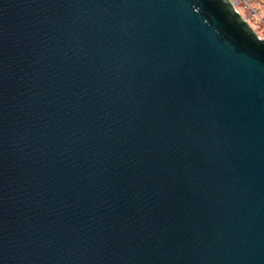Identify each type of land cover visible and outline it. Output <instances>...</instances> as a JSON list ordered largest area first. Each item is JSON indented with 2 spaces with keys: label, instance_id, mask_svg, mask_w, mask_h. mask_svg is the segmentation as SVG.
<instances>
[{
  "label": "water",
  "instance_id": "95a60500",
  "mask_svg": "<svg viewBox=\"0 0 264 264\" xmlns=\"http://www.w3.org/2000/svg\"><path fill=\"white\" fill-rule=\"evenodd\" d=\"M0 264H264V39L231 0H0Z\"/></svg>",
  "mask_w": 264,
  "mask_h": 264
},
{
  "label": "rangeland",
  "instance_id": "374dc122",
  "mask_svg": "<svg viewBox=\"0 0 264 264\" xmlns=\"http://www.w3.org/2000/svg\"><path fill=\"white\" fill-rule=\"evenodd\" d=\"M249 1L253 8H255L260 15V18L254 16L249 17V23L258 31L261 36H264V0Z\"/></svg>",
  "mask_w": 264,
  "mask_h": 264
},
{
  "label": "built area",
  "instance_id": "2783aa9c",
  "mask_svg": "<svg viewBox=\"0 0 264 264\" xmlns=\"http://www.w3.org/2000/svg\"><path fill=\"white\" fill-rule=\"evenodd\" d=\"M231 2L233 3V5L236 8V10L238 12H240L247 19L248 22H249V17H251V16L260 18L259 13L257 12V10L255 8H253V6H252V4L250 3L249 0H231ZM256 32L258 33L257 30H256ZM259 36L264 39L263 35L261 36L259 34Z\"/></svg>",
  "mask_w": 264,
  "mask_h": 264
}]
</instances>
